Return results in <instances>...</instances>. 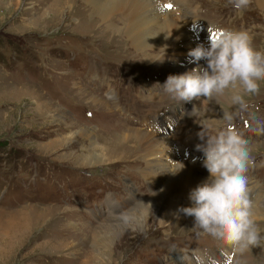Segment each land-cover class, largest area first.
<instances>
[{
  "label": "rangeland",
  "instance_id": "obj_1",
  "mask_svg": "<svg viewBox=\"0 0 264 264\" xmlns=\"http://www.w3.org/2000/svg\"><path fill=\"white\" fill-rule=\"evenodd\" d=\"M28 1L0 0V264H95L97 256V264H255L256 257L264 264L255 251L263 246L240 252L200 232L181 240L180 232L193 233L189 220L161 223L164 203L159 212L140 202L156 197L166 181L157 185L146 174L155 158L150 135L203 157L197 145L206 140L198 134L204 127L215 135L228 123L225 113L254 162L249 187L264 192V80L242 103L233 99L240 94L235 87L216 99L178 103L161 89L165 82L150 76L154 60L136 56L128 43L107 46L110 37L77 24L67 4L56 18L39 12L53 0ZM200 2L206 20L248 31L264 53V11L255 0L243 11L229 0ZM187 52L181 38L172 39L158 55L162 70L196 68ZM131 129L142 135L126 146L133 150L108 147ZM254 216L264 232V212ZM140 221L145 231L138 233ZM108 244L111 252L102 254Z\"/></svg>",
  "mask_w": 264,
  "mask_h": 264
},
{
  "label": "clouds",
  "instance_id": "obj_2",
  "mask_svg": "<svg viewBox=\"0 0 264 264\" xmlns=\"http://www.w3.org/2000/svg\"><path fill=\"white\" fill-rule=\"evenodd\" d=\"M250 2L229 0L237 11L247 9ZM209 31L210 47L200 44L188 54L192 58L189 62L198 66L183 74L170 75L161 87L163 92L178 103L202 97L207 101L216 99L234 87L240 90L233 98L236 102L242 103L243 95L258 94V82L264 80V53L253 48L250 33L211 28ZM202 59L207 61V67L199 66ZM225 119L228 123L215 135L206 134L204 127L198 134L201 140H206L197 145V150L204 153L203 166L210 176L190 192L193 206H182L178 212L194 216V228L201 234L244 252L264 246L261 243L264 232L255 222L249 195L247 172L254 162L247 141L234 130L233 117L225 113ZM180 165L175 171L183 168Z\"/></svg>",
  "mask_w": 264,
  "mask_h": 264
},
{
  "label": "bare ground",
  "instance_id": "obj_3",
  "mask_svg": "<svg viewBox=\"0 0 264 264\" xmlns=\"http://www.w3.org/2000/svg\"><path fill=\"white\" fill-rule=\"evenodd\" d=\"M200 1L202 0H53V3L48 1V4L39 6L41 7L39 8V12L43 11V14L47 13L49 15H51L52 12L53 15H55L54 17L58 18L67 4L72 17L77 19V24L90 28L92 31L100 30L102 31L101 35L110 37V44L107 42V46L112 47L128 43L130 47L135 50L134 53L136 56L154 60L149 70L150 76L156 78V81L158 80L161 83L162 81H167L169 77L167 75H179L174 72L166 74V71H163L161 68L163 65L161 56H158L172 39L177 37L178 39L181 38L182 42L186 43L187 53H189L190 50L195 49L200 44H203L205 47H210L211 33L209 29H219L214 22H210L206 20L204 16L200 15V7L202 5ZM255 1L264 11V0ZM28 2L27 0V3ZM27 3L25 6H27ZM168 5H171V7L169 8ZM174 10L178 11L177 13L179 14L177 22L174 21V14L176 13L173 12ZM89 16L92 20L87 19ZM98 25H100L99 28ZM93 41L95 42V40ZM253 41H255V39L252 37V42ZM152 53H156V56L152 57ZM133 58L136 59L135 56H133ZM170 68L182 69L181 65L177 63H172ZM186 70L187 68L183 71L181 70L182 72L180 74H183ZM258 83L261 85V81ZM127 131L128 132L125 134H118L114 137L112 144L108 147L116 145L119 146L118 151H120L122 147L126 148L127 145H130L129 143L131 140H140L142 137L137 130L131 129ZM150 136H152L151 143L155 144L152 150V156L155 158L151 157L152 163L147 167L148 171L146 174L152 180H156L157 185L162 186L165 179L166 181L156 197L144 202L151 206L141 204V207L143 209L146 207L145 209L148 210L156 209V211L161 212L163 211L161 202H163L165 213L161 223H163L164 220H168L176 224L179 223L178 225L180 226L183 221L189 220L188 224L190 228L193 229L191 230L193 233L190 232L189 235L180 232V236H182L181 240H183V237L188 240V238L196 235L200 230L194 228V216H187L183 213H179L178 209L182 206H193V202L189 199L190 192L210 176V173L203 166L202 159L205 158V156L202 157L203 154L196 155L195 150L193 151L194 153H192L189 149H183L179 151L180 154H178V148H175L173 138L165 137L161 140L159 135ZM129 148L130 150L126 148V151L130 152L132 146ZM165 154L169 155L172 162L164 163L162 158ZM183 154L190 156L187 160H184L182 157ZM86 160H90L89 157L86 158ZM174 162L178 168L181 166L180 164L183 165V168L175 172L172 171L173 169H171V166L174 165ZM249 189L250 199L253 202L254 215L263 214L264 192H260L254 185L250 186ZM109 208L115 210L113 209L115 208L113 205H110ZM148 220L149 218L146 217L144 221L146 222ZM144 221H140L138 233L145 231ZM185 233H187V231ZM173 235L175 236L176 234L171 231L170 237ZM175 237H178V235ZM100 247L102 248L103 246L100 245ZM102 249L105 251H102V254L107 255L108 252H111L110 244ZM172 249L175 250L176 248L171 247V250ZM255 251L258 254L262 251L260 255L264 256V246ZM101 253L97 255H101ZM99 257L100 256L93 257L92 259L90 258L91 262L97 264L96 259L99 260ZM234 261L235 264H243L242 260ZM260 262V258L256 257L255 264Z\"/></svg>",
  "mask_w": 264,
  "mask_h": 264
},
{
  "label": "snow or ice",
  "instance_id": "obj_4",
  "mask_svg": "<svg viewBox=\"0 0 264 264\" xmlns=\"http://www.w3.org/2000/svg\"><path fill=\"white\" fill-rule=\"evenodd\" d=\"M168 7L170 8V7H171V5H168Z\"/></svg>",
  "mask_w": 264,
  "mask_h": 264
}]
</instances>
